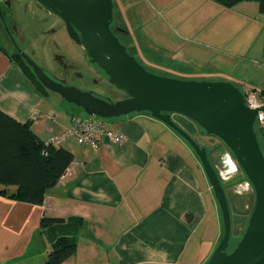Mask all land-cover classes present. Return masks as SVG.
<instances>
[{
  "label": "crops",
  "instance_id": "crops-1",
  "mask_svg": "<svg viewBox=\"0 0 264 264\" xmlns=\"http://www.w3.org/2000/svg\"><path fill=\"white\" fill-rule=\"evenodd\" d=\"M135 1H115L117 16L131 37V24L141 25L157 13L163 14L168 25H178L195 13L194 35L202 32L199 26L205 21L222 20L224 24L238 20V27H253L251 37L255 39L245 43V49L240 41L236 53L228 49L232 33L224 37L222 31L211 45L213 52L237 56L240 63L252 62L253 58L251 68L246 69L251 75L220 69L201 74L216 76L212 80L231 81L244 92L264 93V49L251 52L250 44L264 37L260 10L249 8L245 2L228 9L212 0H143L144 7ZM184 6L190 8L187 15L181 14ZM148 10L153 15H148ZM0 110L20 122L31 121L43 141L65 135L77 113L58 94L45 96L38 91L1 43ZM107 124L126 137L124 143L104 139L94 148L66 137L57 144L71 151L74 160L58 184L46 191L43 205L9 197L16 187L0 188V192H7L0 194V264H42L47 260L51 244L39 233L44 216L83 220L77 252L62 264L208 261L218 244L220 226L214 197L190 148L175 132L146 113ZM208 222L214 225L210 242L206 239Z\"/></svg>",
  "mask_w": 264,
  "mask_h": 264
},
{
  "label": "water",
  "instance_id": "water-1",
  "mask_svg": "<svg viewBox=\"0 0 264 264\" xmlns=\"http://www.w3.org/2000/svg\"><path fill=\"white\" fill-rule=\"evenodd\" d=\"M35 1L65 23L69 36L126 98L107 100L59 82L24 54L43 86L89 117L111 121L147 112L181 136L199 157L221 210L223 236L205 264H264V151L256 130L264 105L250 108L245 92L231 81L175 78L149 71L112 30L114 0ZM174 114L193 121L206 135L221 139L253 187L254 208L232 251V214L220 175L207 148L178 125Z\"/></svg>",
  "mask_w": 264,
  "mask_h": 264
},
{
  "label": "rangeland",
  "instance_id": "rangeland-1",
  "mask_svg": "<svg viewBox=\"0 0 264 264\" xmlns=\"http://www.w3.org/2000/svg\"><path fill=\"white\" fill-rule=\"evenodd\" d=\"M115 1L116 0H114V2ZM140 1L136 0L134 3L140 4V7L146 6L143 0ZM244 4H249V8H256L259 10V4L255 1L245 2ZM180 10L181 14L183 15L190 13V8H187L186 6L181 7ZM115 12L117 13L114 16V22L112 25L115 27L119 23L124 26L123 22L119 20L117 16L118 10L115 9ZM258 12L259 11H257V13ZM147 14L153 15L149 10L147 11ZM258 14L264 18L263 14ZM195 16L196 15L194 13L178 25H168L163 20V14L158 15L157 13L154 14L151 19H146L147 22H143L141 25L136 23L130 25L133 38L130 34H119V37L127 46L128 51L130 50L133 52L140 63H142L149 71L156 74L175 78L212 80L217 79L216 76H207L201 73L206 70L210 71L213 69H220L227 73L235 71L237 75H251L252 72L249 71L247 73L246 69L251 68L253 64L252 62H254L253 58H251L252 62L240 63V59L237 56L232 58L213 52L211 45L212 43H215L212 41L215 39V36H221L222 31L225 32L224 37L227 36L228 33H232V40L229 43L230 46L228 45V49L230 53H236L239 49L240 41H242L241 45H243L244 48L245 43L248 45L249 42H252V38L255 39V36L251 37L253 33V27H244L242 24L241 27H238V20H231L229 23L225 21L224 24L222 20H216L214 22L205 21L201 26H199L202 32H200L198 35H194L191 33L194 29H196V26L194 27L192 22V18ZM124 27L126 28V26ZM259 40L255 44L250 43L252 47L251 52H255L257 50L256 48H260L259 51L261 49V51H263L264 45H262V43L264 44V37H261ZM1 42L2 39L0 36V43ZM226 42L228 44V39ZM59 43L62 45L63 49H66V56L70 61L75 63H82L84 61L86 63L84 49L81 46L75 42H72L71 40L66 41V45L62 42ZM6 48L10 54H14L11 52L9 47ZM136 48L138 51H135ZM251 55L254 54L251 53ZM213 57L214 60H212ZM66 105L74 110L79 111L77 108L69 105L68 103H66ZM172 117L178 123V125L187 131L200 146L207 148L209 156L218 173L219 171L223 170L222 159L229 151L224 142L218 137L206 135L196 123L184 116L174 114ZM257 131L259 132L260 140L263 143L264 149V121L262 123L258 122ZM194 156L196 157V155ZM196 159L198 160L197 157ZM238 169L239 171L232 174L228 180L224 181L221 179L228 197L232 214V236L229 247L231 250H233L240 241L255 204V193L253 187H247V191L242 193L244 195L237 192L240 184H244L246 181H248L244 172L239 168V166ZM205 182L208 184L206 179ZM0 188H4V186L0 185ZM208 188L209 192L214 197V193L209 184ZM214 201L220 226V234L217 240V242H219L223 236V222L221 210L215 197ZM213 235L214 225L208 222L206 226V239L210 242ZM193 246L194 243L192 245V253H194Z\"/></svg>",
  "mask_w": 264,
  "mask_h": 264
},
{
  "label": "trees",
  "instance_id": "trees-1",
  "mask_svg": "<svg viewBox=\"0 0 264 264\" xmlns=\"http://www.w3.org/2000/svg\"><path fill=\"white\" fill-rule=\"evenodd\" d=\"M212 1L228 9L234 8L241 2L255 1L259 4V10L264 15V0ZM118 27L122 29L120 33L112 25V30L118 37L119 34H129L123 25L120 24ZM129 53L134 55L130 50ZM10 55L19 64L38 91L45 96L53 93L43 86L32 67L21 56L16 54ZM69 105L74 106L72 104ZM74 107L77 108L76 106ZM77 109L80 112L76 110V115L89 117L80 108ZM145 113L150 115L147 112ZM176 135L178 134L176 133ZM178 137L182 139L199 160V157L190 145L181 136L178 135ZM258 137L260 140L259 132ZM260 143L263 149L261 140ZM73 160L74 155L68 149L48 141H43L33 130L31 121L20 122L0 110V185L4 187H16V191L10 194L9 197L25 203L43 205L46 191L58 184ZM198 162L203 170L200 160ZM204 176L208 181L205 173ZM0 194L7 195V192L1 191ZM82 226L83 220L81 218L66 220L61 217H42L39 233L45 236L51 244L48 258L42 264H62L74 256L78 249V238ZM229 251L232 250L229 248Z\"/></svg>",
  "mask_w": 264,
  "mask_h": 264
},
{
  "label": "flooded vegetation",
  "instance_id": "flooded-vegetation-1",
  "mask_svg": "<svg viewBox=\"0 0 264 264\" xmlns=\"http://www.w3.org/2000/svg\"><path fill=\"white\" fill-rule=\"evenodd\" d=\"M118 26L115 28L120 33L122 29ZM0 32L1 44L6 50L9 47L27 62L26 54L53 79L107 100L126 98L124 92L110 85L107 74L85 51L86 63H75L67 58L66 49L59 42L66 45V41H75L69 36L65 23L35 0H0Z\"/></svg>",
  "mask_w": 264,
  "mask_h": 264
},
{
  "label": "built area",
  "instance_id": "built-area-1",
  "mask_svg": "<svg viewBox=\"0 0 264 264\" xmlns=\"http://www.w3.org/2000/svg\"><path fill=\"white\" fill-rule=\"evenodd\" d=\"M245 102L250 108L263 106L264 93L255 90L245 92ZM258 118V122L262 123L264 121V113H260ZM66 137H72L79 144H87L94 148H98L102 144L104 139L111 140L118 144H122L126 140V137L123 134L111 130L107 124V121H105L104 119L85 117L81 115L73 116L72 125L67 130L65 135L50 138L48 142L57 145L61 143ZM226 155L231 156L235 161L231 153L228 152ZM221 171H219V175ZM238 171L234 173H237ZM232 174L227 175L228 179ZM220 178L222 179V176H220ZM247 187H252L249 180L244 184H240L237 192L242 194L243 192L247 191Z\"/></svg>",
  "mask_w": 264,
  "mask_h": 264
},
{
  "label": "bare ground",
  "instance_id": "bare-ground-1",
  "mask_svg": "<svg viewBox=\"0 0 264 264\" xmlns=\"http://www.w3.org/2000/svg\"><path fill=\"white\" fill-rule=\"evenodd\" d=\"M222 163H223V170L220 172V176H222L223 180L228 179L227 175H230V174L238 171L237 164L231 156L225 155L224 158L222 159ZM242 195H244V194H242Z\"/></svg>",
  "mask_w": 264,
  "mask_h": 264
}]
</instances>
